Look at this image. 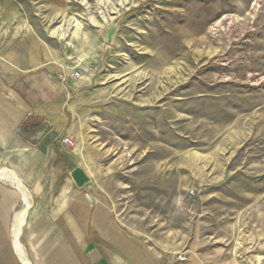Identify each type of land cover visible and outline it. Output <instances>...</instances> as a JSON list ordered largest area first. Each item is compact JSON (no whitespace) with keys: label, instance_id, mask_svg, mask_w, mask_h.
Masks as SVG:
<instances>
[{"label":"rangeland","instance_id":"1","mask_svg":"<svg viewBox=\"0 0 264 264\" xmlns=\"http://www.w3.org/2000/svg\"><path fill=\"white\" fill-rule=\"evenodd\" d=\"M23 25L97 60L119 106L96 174L130 236L173 264H264V0H0V38Z\"/></svg>","mask_w":264,"mask_h":264},{"label":"crops","instance_id":"2","mask_svg":"<svg viewBox=\"0 0 264 264\" xmlns=\"http://www.w3.org/2000/svg\"><path fill=\"white\" fill-rule=\"evenodd\" d=\"M23 27L0 38V264H173L130 236L108 189L118 181L96 174L98 118L112 105L86 71L97 60L82 46L75 68L74 53Z\"/></svg>","mask_w":264,"mask_h":264},{"label":"water","instance_id":"3","mask_svg":"<svg viewBox=\"0 0 264 264\" xmlns=\"http://www.w3.org/2000/svg\"><path fill=\"white\" fill-rule=\"evenodd\" d=\"M71 177L77 187H83L89 181L85 172L78 167L71 172Z\"/></svg>","mask_w":264,"mask_h":264},{"label":"bare ground","instance_id":"4","mask_svg":"<svg viewBox=\"0 0 264 264\" xmlns=\"http://www.w3.org/2000/svg\"><path fill=\"white\" fill-rule=\"evenodd\" d=\"M100 34H101L103 40L107 44H111L114 41L115 28L114 27L104 28L100 31Z\"/></svg>","mask_w":264,"mask_h":264},{"label":"built area","instance_id":"5","mask_svg":"<svg viewBox=\"0 0 264 264\" xmlns=\"http://www.w3.org/2000/svg\"><path fill=\"white\" fill-rule=\"evenodd\" d=\"M76 75L78 76V74L76 73ZM62 144L64 145H69L71 147H75V145L69 140V138L65 137L62 139Z\"/></svg>","mask_w":264,"mask_h":264}]
</instances>
